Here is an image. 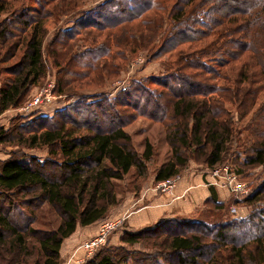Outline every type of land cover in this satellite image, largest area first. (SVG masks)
Returning a JSON list of instances; mask_svg holds the SVG:
<instances>
[{
  "label": "trees",
  "instance_id": "trees-1",
  "mask_svg": "<svg viewBox=\"0 0 264 264\" xmlns=\"http://www.w3.org/2000/svg\"><path fill=\"white\" fill-rule=\"evenodd\" d=\"M11 1L0 0V14L11 10ZM31 1L32 5L12 9L0 20V65L8 64L24 47L18 61L0 68L8 74L0 87V115L22 106L31 89L46 76L48 66L58 68L56 74L61 75L54 89L59 95L104 66L111 51L106 42L83 49L73 43L84 31L105 32L138 19L147 26L148 14L158 11L160 4L159 0L99 2L79 12L72 26L55 33L44 51L46 22L53 16L47 7L52 0ZM169 9V30L155 55L179 53L170 73L136 80L114 97L104 92L74 93L75 101L54 115H40L22 124L16 139H6L7 130H0V143L49 148L43 159L23 154L0 160V264H61L64 241L79 226L106 219L110 206L116 203L113 181L123 179L132 168L147 175L154 156L149 141L140 152L125 130L138 117L165 124L176 121L167 126L172 128L173 157L156 171L157 182L182 173L188 162L184 152L192 147L207 156V167L212 170L242 141L234 137L236 118H230L224 106L232 101L228 94L236 93L237 88L221 87L210 80L219 78L223 67L247 52L262 59L256 75L264 73V0H177ZM223 27L228 30L220 34L222 40L214 41ZM159 30L158 25L155 31L150 29L157 35ZM242 31L245 37L241 40L237 34ZM203 39L213 42L183 54V45ZM256 87L254 84L243 93L238 106L237 121L254 113L246 128L251 132V144L242 151L245 159L241 167L235 168L239 173L245 167L264 165V102L254 109L261 92ZM220 92L225 93L224 100L215 97ZM211 189L203 206L225 209L228 200L219 201ZM241 199L248 204L263 200L264 183ZM46 203L58 209L62 221L54 229H37V211ZM120 226L123 245L101 247L82 264H264V205H255L247 216L219 221L165 214L157 223L138 229L126 220ZM151 238L155 241L150 244L146 239ZM32 240L37 248L39 245L34 258ZM137 245L142 250L134 247ZM154 245L157 249H150ZM223 251L227 252L226 263L220 258Z\"/></svg>",
  "mask_w": 264,
  "mask_h": 264
},
{
  "label": "rangeland",
  "instance_id": "rangeland-1",
  "mask_svg": "<svg viewBox=\"0 0 264 264\" xmlns=\"http://www.w3.org/2000/svg\"><path fill=\"white\" fill-rule=\"evenodd\" d=\"M104 0H67L62 2V0H52L47 9L52 10L53 16L47 20L46 27L48 33L44 41V51L48 49V43L53 38L55 33L62 29H66L72 26L73 19L78 15L79 12L85 9H89L99 2ZM160 4L157 6L158 11L150 12L147 16L149 23L144 25L141 19L134 21L133 23H128L122 27L111 29L105 32H100L97 30L88 29L84 31L81 35L77 37L73 42L80 46V49H83L86 46L94 45L95 43L102 44L106 42L110 46V56L106 58L105 65L97 69L95 72L91 73L87 78L76 81L74 84L68 87V92L64 94H57L54 92L56 87V79L61 77L58 73V68L47 67V74L44 79L35 85L26 101L19 108H11L0 115V130H7L6 139H16L17 132L23 130L21 125L28 123L34 120L37 116L40 115H54L57 110L63 109L73 101H75V94H94V93H107L111 97H114L121 89H126L130 87L134 81L141 80L150 76H162L170 73V69L175 67L174 62L179 58V53L176 52L174 55L169 56V54L156 56L155 53L160 47L162 41L164 40V33L168 29V11L169 7L177 0H159ZM12 7L9 12L13 10L23 9L32 5L31 0H12ZM59 6L56 8L55 6ZM157 5V4H156ZM63 7V9H61ZM64 11V12H63ZM6 12L5 14H0V20L7 17L10 13ZM146 17V16H145ZM241 20L244 18L243 15L238 16ZM239 24V23H238ZM235 26V28L238 26ZM160 27L159 34H154L150 29H154L156 26ZM224 29L228 30L226 27L221 28L217 31L215 40H222L220 34ZM242 34H237L241 40L243 37ZM233 35H227V38ZM213 42L211 39H203L199 42L192 44H185L181 48L183 54H189L190 51L196 47L207 46V43ZM24 47H20L17 52L16 57H14L8 64L0 65V68L6 67L21 58L23 55ZM44 57L46 54L44 52ZM66 65V62L63 63V66ZM263 62L262 59L252 52L244 53V56L232 61L221 69V74L219 78H212L210 82L218 83L221 87H235L237 88L236 93L228 94V97L231 102L227 101L224 103L226 110L230 112V118H236L234 124V137H240L242 141L238 144H234L229 152L224 156L223 162L218 164L215 168H220L221 171L218 176L212 175V171L208 169L206 155H202L195 150V147H192V150H187L184 152V156L187 157L188 162L186 168L174 178L171 184H168L167 190L161 188V182H157L155 179L156 171L158 168L170 161L173 157V148L170 143L169 132L172 128H168V124L174 125L176 121L173 122L167 120L168 124L158 122L152 118L146 116L138 117L134 122L125 127V130L130 133L132 137L133 146L140 152H143L145 149V144L149 141L153 146V159L148 163L147 175H140L137 169L132 168L128 174L124 176L123 179H115L113 181L114 192L116 194V203L110 206L108 216L106 220L111 219L116 223L115 228L109 233L107 242L102 246L109 245H123L121 242L122 234V221L125 218L120 217L121 214L129 207L132 199L136 197V194L140 190L145 189L150 186H154L157 191L162 193L171 194L178 182L182 178V174L186 172H195V175L200 174L199 176L203 178L201 183L209 185V187H214L215 189L227 190L229 196L226 202L227 206L223 210L216 209L214 205H204L201 209L194 212L192 216L202 218L208 221H219L229 219L233 216H247L249 215L255 205H264V199L255 203L248 204L244 202L241 198L235 199V194L231 188V184L228 181L223 166L225 164L233 165L234 169L241 167V163L245 159V155L242 151H245L251 144L249 143L251 136L250 130L246 128L250 124V121L254 115L253 112H250L247 117L237 121L241 111L239 106L240 97L243 96V93L249 89L254 84H257V89L261 90L257 105L254 109L259 107L260 104L264 102V73H255V71H261ZM72 67V66H71ZM245 73V75H244ZM250 76L245 82L243 79L247 76ZM8 74L0 72V87L2 83L6 80ZM251 79V81H250ZM54 83L55 87L53 88V95L55 96V101L49 105H44L42 107H33L29 111L23 109L24 106L30 105L33 101L34 96L46 87L48 84ZM153 88H161L160 86H151ZM219 99L224 100L226 97L225 93L220 92ZM223 96L220 98V96ZM203 98V97H202ZM26 106V107H27ZM237 121V122H236ZM170 125V124H169ZM244 141V142H243ZM236 152V154H235ZM242 153V154H240ZM23 154L35 155L41 159L49 155V148L47 146H42L38 148H28L17 142H4L0 143V160L10 158L12 156H21ZM244 172H237V178L239 181L246 184V189L248 194L254 191L256 188H262L264 183V165L256 167H245L243 168ZM247 195V194H246ZM135 196V197H134ZM245 196V195H244ZM237 200L239 202L234 203ZM234 208L237 211H234ZM133 210V208L129 209ZM37 222L34 224V227L41 230L54 229L59 226L62 221V218L58 212V209L54 206L46 203L37 211ZM104 221L97 222L93 225L87 227H78V231L73 235V238H77L75 241V246L73 250L79 251L77 256L72 260L70 264H82L87 258V252L84 249V242L87 239L95 238L99 234L101 224ZM157 223V222H156ZM155 224V223H153ZM152 225V224H151ZM120 226V227H119ZM125 226V225H124ZM79 238V239H78ZM145 241V240H144ZM150 244L155 241V239H146ZM145 241V243H146ZM30 245L33 249L32 258L36 257L38 254L37 243L34 240L30 242ZM156 246H158L156 244ZM137 249L142 250L140 245L134 246ZM159 247V246H158ZM162 247V246H160ZM157 249V247L150 248ZM66 250V247H65ZM148 250V249H144ZM227 252L223 251L220 258L223 263H226ZM71 256V255H70ZM69 256V257H70ZM67 263L66 255L62 257L61 264ZM68 264V263H67Z\"/></svg>",
  "mask_w": 264,
  "mask_h": 264
},
{
  "label": "crops",
  "instance_id": "crops-1",
  "mask_svg": "<svg viewBox=\"0 0 264 264\" xmlns=\"http://www.w3.org/2000/svg\"><path fill=\"white\" fill-rule=\"evenodd\" d=\"M199 175H195L193 171L183 173L181 180L171 194L157 191L154 186L140 190L136 197L134 196L135 199H132L130 206H127L126 209L128 210H125L120 217L125 218L131 227L138 229L158 222L165 214L192 216L212 194L211 187L201 183L203 178ZM214 190L219 201L227 200L229 196L227 190L215 188ZM131 208L133 210H129ZM73 235L64 241L61 249L62 257L66 255L68 264L74 260L79 252L73 250L77 240V238H73Z\"/></svg>",
  "mask_w": 264,
  "mask_h": 264
},
{
  "label": "built area",
  "instance_id": "built-area-1",
  "mask_svg": "<svg viewBox=\"0 0 264 264\" xmlns=\"http://www.w3.org/2000/svg\"><path fill=\"white\" fill-rule=\"evenodd\" d=\"M55 87L54 83L48 84L46 87H43L42 90H40L35 96L33 101L30 103V105H26L23 107L26 111L32 109L33 107H42L44 105H49L55 101V96L53 95V88ZM226 177L228 179L227 182H229L231 185V188L233 190V193L235 194L236 199H240L244 195L248 194V190L246 189V184L238 180L237 171L234 169L233 165L231 164H225L223 166ZM212 175L218 176L221 169L220 168H214L212 169ZM177 177V176H176ZM175 178V177H174ZM174 178L166 181H162L161 188L168 189V184H171L174 180ZM164 189V190H165ZM234 211L236 212L237 209L234 208ZM100 232L96 237L87 239L83 246L85 251L87 252L88 257H91L97 250H99L106 242L109 233L115 228L116 223L113 222L111 219L104 221L101 224Z\"/></svg>",
  "mask_w": 264,
  "mask_h": 264
}]
</instances>
